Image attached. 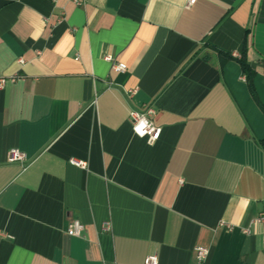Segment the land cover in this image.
<instances>
[{
  "label": "crops",
  "instance_id": "0c3cea01",
  "mask_svg": "<svg viewBox=\"0 0 264 264\" xmlns=\"http://www.w3.org/2000/svg\"><path fill=\"white\" fill-rule=\"evenodd\" d=\"M12 75L0 264H200L198 246L203 264H264V0H0ZM148 106L152 143L129 122Z\"/></svg>",
  "mask_w": 264,
  "mask_h": 264
},
{
  "label": "built area",
  "instance_id": "2783aa9c",
  "mask_svg": "<svg viewBox=\"0 0 264 264\" xmlns=\"http://www.w3.org/2000/svg\"><path fill=\"white\" fill-rule=\"evenodd\" d=\"M195 2L196 0H186V7L192 6ZM105 59L110 60L111 58L109 56H105ZM21 61L22 60H20V62ZM111 68L117 72H123L126 70V66L122 62H112ZM18 78H20L18 75L8 77L0 76V88L4 86L7 81L14 82ZM130 93H133V91H130ZM154 116L155 110L151 106L145 107L142 110L131 109L129 111V122L132 132L138 137L147 138L149 143L154 142L160 133V128L153 124ZM7 161L24 165L26 162V154L17 148H10L7 152ZM70 164L83 169L86 167V162L75 159H71ZM255 221L264 225V211L259 213ZM108 228V224L103 227L104 230H107ZM83 231L84 225L77 219H72L66 229L67 234L71 236H80ZM246 232L248 233V230H246ZM262 244H264V240H262ZM195 252L198 262L203 264L208 250L204 247L198 246L195 248ZM143 264H159L157 255H147L144 258Z\"/></svg>",
  "mask_w": 264,
  "mask_h": 264
},
{
  "label": "trees",
  "instance_id": "16d2710c",
  "mask_svg": "<svg viewBox=\"0 0 264 264\" xmlns=\"http://www.w3.org/2000/svg\"><path fill=\"white\" fill-rule=\"evenodd\" d=\"M244 53L242 52L241 56L239 58H237L240 66H241V69H242V72L244 73L245 75V79H246V82L248 84V87L250 88V91L252 92V96H254V93H253V76H254V72L250 69V67L248 66V64L246 63V60H245V57L243 55ZM224 57L226 58H230V55L229 54H225ZM255 97V96H254ZM262 111H264V106L260 105Z\"/></svg>",
  "mask_w": 264,
  "mask_h": 264
}]
</instances>
